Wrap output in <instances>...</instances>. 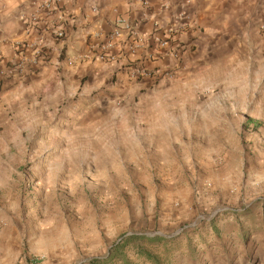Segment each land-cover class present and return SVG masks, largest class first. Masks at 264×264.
Segmentation results:
<instances>
[{
	"label": "rangeland",
	"instance_id": "rangeland-1",
	"mask_svg": "<svg viewBox=\"0 0 264 264\" xmlns=\"http://www.w3.org/2000/svg\"><path fill=\"white\" fill-rule=\"evenodd\" d=\"M234 6L223 24L257 51L264 0ZM253 84L258 97L264 81ZM62 126L54 138L35 122L0 138V264L42 262L45 252L65 255L58 264H264L263 125L244 122L229 145L190 146L135 169L80 130L69 142Z\"/></svg>",
	"mask_w": 264,
	"mask_h": 264
},
{
	"label": "crops",
	"instance_id": "crops-1",
	"mask_svg": "<svg viewBox=\"0 0 264 264\" xmlns=\"http://www.w3.org/2000/svg\"><path fill=\"white\" fill-rule=\"evenodd\" d=\"M41 1L0 0L3 63L12 62L17 44L42 50L39 61L0 84V138L15 140L17 132L31 129L34 122L54 138L64 125L67 132L62 135L69 142L74 134L70 129L80 130L91 145H100L99 151L108 153L107 146H115L119 160L137 161L135 169L143 160L166 161L165 156L176 151L186 154L190 146L199 153L204 144L229 145L234 129L244 122L264 126V85L260 96L253 93V83L264 81V39L253 51L249 38L236 39L235 29H226L223 23L229 17L223 12L235 8L236 0H63V20L57 23L63 39L43 27L27 31L22 23L21 16L32 13ZM180 12L189 23L178 36L186 47L180 61L163 54L153 57L154 62L149 58L159 54L155 46L129 49L122 38L109 52L111 61L78 59L91 45L104 44L118 21L150 34L153 23L173 24ZM230 48L231 54L226 52ZM223 55L227 72L219 74L218 58ZM134 61L176 73L170 81H134L128 76V64ZM40 254V264L66 258Z\"/></svg>",
	"mask_w": 264,
	"mask_h": 264
},
{
	"label": "built area",
	"instance_id": "built-area-1",
	"mask_svg": "<svg viewBox=\"0 0 264 264\" xmlns=\"http://www.w3.org/2000/svg\"><path fill=\"white\" fill-rule=\"evenodd\" d=\"M142 4L145 8H149L147 2L144 1ZM34 6L32 13L23 15L20 18L27 31L43 27L44 31L55 39H63V30L57 24L63 20V0H43ZM262 13L264 15V6ZM118 23L115 24L114 30L106 36L104 44L91 45L87 52L78 59L80 61H111L112 57L109 56V52L120 38L124 39V46L127 45L129 49L147 48L151 43L159 51V54L152 55L149 59L159 58L161 55L166 54L173 60L180 61L186 51V47L178 39L179 34L185 32L189 26L184 12H180L175 22L168 26H162L158 22L153 23L152 33L150 34L140 32L135 24L123 23L121 21H118ZM260 28L264 33V22ZM14 53L15 57L10 63H3L0 53V84L3 81L10 80L14 74L21 75L28 64H35L42 56L40 47H31L26 43L17 44L14 47ZM74 61L75 58L69 59L67 61L68 66H72ZM152 61L155 62L157 59ZM128 73L129 78L134 81L153 78L170 81L174 78L176 70H161L157 67L147 69L141 63L134 61L128 64ZM15 264H40V262L37 259L31 258L30 260L20 261Z\"/></svg>",
	"mask_w": 264,
	"mask_h": 264
},
{
	"label": "trees",
	"instance_id": "trees-1",
	"mask_svg": "<svg viewBox=\"0 0 264 264\" xmlns=\"http://www.w3.org/2000/svg\"><path fill=\"white\" fill-rule=\"evenodd\" d=\"M249 122L247 121L246 124H248ZM257 126V125H256ZM101 263L100 260H93L91 261L89 264H99Z\"/></svg>",
	"mask_w": 264,
	"mask_h": 264
}]
</instances>
